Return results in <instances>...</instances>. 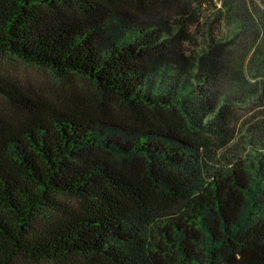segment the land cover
Instances as JSON below:
<instances>
[{
    "label": "trees",
    "instance_id": "1",
    "mask_svg": "<svg viewBox=\"0 0 264 264\" xmlns=\"http://www.w3.org/2000/svg\"><path fill=\"white\" fill-rule=\"evenodd\" d=\"M258 12L0 0V55L102 96L35 103L0 80L24 116L0 121V264H264V149L237 147L264 127Z\"/></svg>",
    "mask_w": 264,
    "mask_h": 264
},
{
    "label": "rangeland",
    "instance_id": "2",
    "mask_svg": "<svg viewBox=\"0 0 264 264\" xmlns=\"http://www.w3.org/2000/svg\"><path fill=\"white\" fill-rule=\"evenodd\" d=\"M247 1L255 5L260 16L264 15V0ZM0 80L11 86L12 89L28 96L35 103L47 101L57 104L69 100L68 97L71 98L73 95L102 98L89 81L78 75L58 76L48 69L25 63L19 58L7 54L0 55ZM254 100L253 97L251 101ZM263 116L264 114L261 116L260 113H257L254 117L262 118ZM23 119L24 116L20 110L13 108L5 99L0 98V121L13 123L20 122ZM253 121L254 119L251 118L249 122L252 123ZM259 126L262 125H256L255 134L252 136L251 132L246 131V128L242 130L241 137H245V139L238 137L237 147L239 152L242 154L247 153L248 139L254 140V146L257 148L264 149V134L262 132L264 127L261 129Z\"/></svg>",
    "mask_w": 264,
    "mask_h": 264
}]
</instances>
